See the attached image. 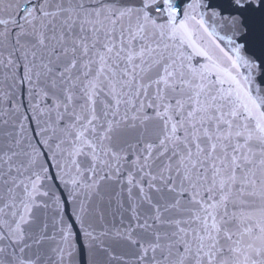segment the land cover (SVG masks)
<instances>
[{"label":"snow or ice","instance_id":"snow-or-ice-1","mask_svg":"<svg viewBox=\"0 0 264 264\" xmlns=\"http://www.w3.org/2000/svg\"><path fill=\"white\" fill-rule=\"evenodd\" d=\"M0 264H264V0H0Z\"/></svg>","mask_w":264,"mask_h":264}]
</instances>
